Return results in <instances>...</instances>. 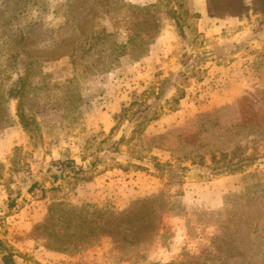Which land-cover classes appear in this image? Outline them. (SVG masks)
<instances>
[{
  "label": "rangeland",
  "instance_id": "1",
  "mask_svg": "<svg viewBox=\"0 0 264 264\" xmlns=\"http://www.w3.org/2000/svg\"><path fill=\"white\" fill-rule=\"evenodd\" d=\"M183 1L186 34L167 0H0V264H87L96 247L108 264H264V0ZM144 21L145 54L114 69L65 54Z\"/></svg>",
  "mask_w": 264,
  "mask_h": 264
},
{
  "label": "trees",
  "instance_id": "2",
  "mask_svg": "<svg viewBox=\"0 0 264 264\" xmlns=\"http://www.w3.org/2000/svg\"><path fill=\"white\" fill-rule=\"evenodd\" d=\"M170 2H173V3L171 4ZM91 4L92 6L94 5V7L98 6V4H95V2L94 3L91 2ZM167 5H170V9H169L170 12L168 13L171 14V17H173L174 23L176 27L179 28V31L181 34H186V30H189L190 33L192 29L195 30V26H194L195 19L198 18L199 14L195 12H191V10H189V8L185 6L183 0H167ZM133 8L139 11L149 10L148 7L134 6ZM89 14H90L89 8L84 10L83 16L87 17ZM156 22L157 21L146 23V21H144L143 22L144 25H147V24L153 25L146 29L145 28L138 29L135 26V30L133 29L130 31L131 28H129L128 34L126 35L127 38L125 42H119L117 38H115V32L114 31L108 32L106 29H100L99 31L95 32V34L93 33L81 34L80 36H82L83 39L85 40L83 45H79L77 43L76 46H72V48H70L69 50H66L65 54H68L69 56H71L73 60L75 59L80 60L85 57L86 59L90 61L89 62L90 67L95 68L100 71H108V70L114 69L116 66L119 65L122 58L137 59L139 57H142L145 54L148 44L153 41V38L157 34L158 29L155 26ZM201 36L202 34L195 33V36L193 38L196 40L198 37H201ZM204 52L206 53L207 51H203V53ZM200 59H201L200 57L197 58V60H200ZM186 69L193 75L197 72H201V69L197 67V62L188 64ZM171 97H173V100L176 102L177 99L179 100L180 98H182V94L178 96L173 95ZM123 113H120L119 115H117L116 118L120 119L123 116ZM18 116H19L21 123L23 124V127L26 129V124L24 123L25 121L24 116L20 110H19ZM26 130L29 131L28 129ZM221 154L224 157L226 156V154H223V153ZM247 159L249 158L240 157L236 159L235 161L236 163L233 164L234 166H232L228 170H223V171L227 173L240 172L239 170L242 166L249 164V162L246 161ZM58 163H59V168L57 167V170L60 171L59 172L60 175L58 176H62V171L64 170V167H66L67 164L69 163L74 164L73 160H63V161H59ZM74 169H77V170H74L73 173H76L79 170L82 172V168L80 166L79 167L75 166ZM52 177L53 179L57 178L56 174H53ZM89 178L90 177L88 176L87 178H85V180L88 181L90 180ZM33 186H34V183L31 185V187ZM49 225L50 227H52L51 224ZM115 226H118V225L116 224ZM103 231H106L105 227L103 228ZM92 232H93L92 228L87 229V234L81 235L78 241H83L84 238L89 237L88 233H92ZM54 234L58 236L57 233L54 232ZM70 236H74V233L70 234ZM94 239H98V237H94L93 240ZM89 241H92V240H89ZM56 249H59V247ZM0 250H5V247L3 246L1 241H0ZM1 260L3 261V264H18L13 260L12 254L10 253L3 254L1 257Z\"/></svg>",
  "mask_w": 264,
  "mask_h": 264
},
{
  "label": "crops",
  "instance_id": "3",
  "mask_svg": "<svg viewBox=\"0 0 264 264\" xmlns=\"http://www.w3.org/2000/svg\"><path fill=\"white\" fill-rule=\"evenodd\" d=\"M230 66L231 65H227V66H225V68L215 70L216 72L212 73V77L217 78L219 76V74H217L218 72H220V73L222 72V75L225 74V72H226V75L224 76L223 80H225V79L230 80V76H229V74H230L229 72L231 71ZM246 88H247V81L244 79L239 80L238 82H236L234 88H231V89L224 91L223 94H221L219 96V99L220 98H226L229 95L237 93V92H241ZM215 99H216V97H215ZM117 110H119V109H117ZM117 110L115 107V111H117ZM168 117H170V116H168ZM104 125L106 127V124H104ZM104 254H105L104 248L96 247L94 249H91V252H89L88 254H83V255H84L85 260L87 262H89L90 264H108L104 261V259H105Z\"/></svg>",
  "mask_w": 264,
  "mask_h": 264
},
{
  "label": "built area",
  "instance_id": "4",
  "mask_svg": "<svg viewBox=\"0 0 264 264\" xmlns=\"http://www.w3.org/2000/svg\"><path fill=\"white\" fill-rule=\"evenodd\" d=\"M86 261V260H85ZM87 262V261H86ZM87 264H90L89 262H87Z\"/></svg>",
  "mask_w": 264,
  "mask_h": 264
}]
</instances>
